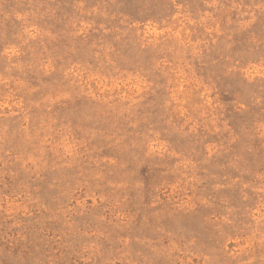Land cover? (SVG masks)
Returning a JSON list of instances; mask_svg holds the SVG:
<instances>
[{
    "label": "rangeland",
    "instance_id": "374dc122",
    "mask_svg": "<svg viewBox=\"0 0 264 264\" xmlns=\"http://www.w3.org/2000/svg\"><path fill=\"white\" fill-rule=\"evenodd\" d=\"M0 264H264V0H0Z\"/></svg>",
    "mask_w": 264,
    "mask_h": 264
}]
</instances>
